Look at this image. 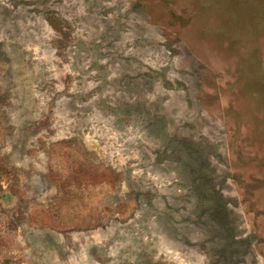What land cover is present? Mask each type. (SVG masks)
<instances>
[{
  "label": "rangeland",
  "instance_id": "rangeland-1",
  "mask_svg": "<svg viewBox=\"0 0 264 264\" xmlns=\"http://www.w3.org/2000/svg\"><path fill=\"white\" fill-rule=\"evenodd\" d=\"M0 264H264V0H0Z\"/></svg>",
  "mask_w": 264,
  "mask_h": 264
}]
</instances>
